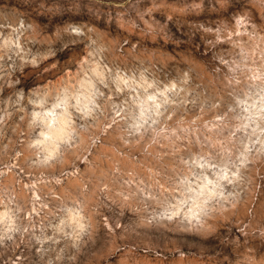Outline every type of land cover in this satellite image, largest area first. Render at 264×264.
Here are the masks:
<instances>
[{"label": "rangeland", "instance_id": "obj_1", "mask_svg": "<svg viewBox=\"0 0 264 264\" xmlns=\"http://www.w3.org/2000/svg\"><path fill=\"white\" fill-rule=\"evenodd\" d=\"M0 264H264V0H0Z\"/></svg>", "mask_w": 264, "mask_h": 264}, {"label": "bare ground", "instance_id": "obj_2", "mask_svg": "<svg viewBox=\"0 0 264 264\" xmlns=\"http://www.w3.org/2000/svg\"><path fill=\"white\" fill-rule=\"evenodd\" d=\"M119 247L120 245L117 243H114L113 241L112 243L110 242L107 245L106 244L102 245L99 251L100 255L98 257L97 262L100 263V261L109 259L110 256L114 255L118 251Z\"/></svg>", "mask_w": 264, "mask_h": 264}]
</instances>
